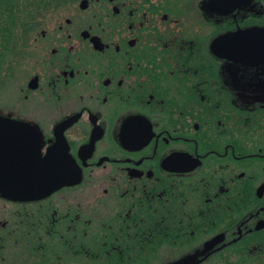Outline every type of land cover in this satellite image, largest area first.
Here are the masks:
<instances>
[{"label":"flooded vegetation","instance_id":"obj_1","mask_svg":"<svg viewBox=\"0 0 264 264\" xmlns=\"http://www.w3.org/2000/svg\"><path fill=\"white\" fill-rule=\"evenodd\" d=\"M238 32L264 45V0H0V116L79 172L0 192V264H264V53L224 55Z\"/></svg>","mask_w":264,"mask_h":264},{"label":"water","instance_id":"obj_2","mask_svg":"<svg viewBox=\"0 0 264 264\" xmlns=\"http://www.w3.org/2000/svg\"><path fill=\"white\" fill-rule=\"evenodd\" d=\"M261 34L258 33L256 39L253 37L251 44L245 40L250 33L246 36L245 32H238L223 38L228 42L227 46L235 40L231 51L223 54L245 60L261 57L264 53ZM67 123L68 121L63 125ZM60 141L66 146L61 139ZM58 155L55 149L47 159H43L36 131L26 123L0 116L1 193L14 197H37L77 180L79 172H72V161L67 163Z\"/></svg>","mask_w":264,"mask_h":264},{"label":"rangeland","instance_id":"obj_3","mask_svg":"<svg viewBox=\"0 0 264 264\" xmlns=\"http://www.w3.org/2000/svg\"><path fill=\"white\" fill-rule=\"evenodd\" d=\"M13 97V105H14V108H20V107H23V104L21 103L20 101V96H12ZM4 96H0V104H3L4 105ZM2 101V102H1Z\"/></svg>","mask_w":264,"mask_h":264},{"label":"trees","instance_id":"obj_4","mask_svg":"<svg viewBox=\"0 0 264 264\" xmlns=\"http://www.w3.org/2000/svg\"><path fill=\"white\" fill-rule=\"evenodd\" d=\"M15 22V21H14ZM32 30V26H31V18H30V11H29V19H28V32L30 33Z\"/></svg>","mask_w":264,"mask_h":264}]
</instances>
